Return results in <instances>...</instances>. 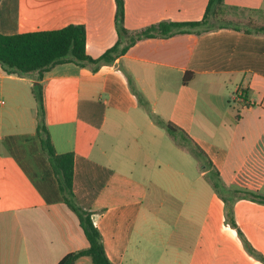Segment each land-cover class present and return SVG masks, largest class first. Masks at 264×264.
<instances>
[{
  "label": "crops",
  "instance_id": "obj_1",
  "mask_svg": "<svg viewBox=\"0 0 264 264\" xmlns=\"http://www.w3.org/2000/svg\"><path fill=\"white\" fill-rule=\"evenodd\" d=\"M209 1L125 0V26L201 20ZM225 2L264 18V0ZM116 11V0H0V35L83 24L87 52L97 58L118 40ZM187 72L195 73L188 84ZM39 83L57 153L75 154L76 201L91 212L114 264H264L245 243L264 257V201L245 193L264 196V33L223 27L144 38L97 70L64 63L41 79L0 64V264H57L89 246L37 135ZM134 88L184 138L154 122ZM167 139L174 150L190 151L187 141L202 149L211 164L198 176L209 187L174 166ZM123 159L156 163V199L187 196L146 202L149 183L108 166Z\"/></svg>",
  "mask_w": 264,
  "mask_h": 264
},
{
  "label": "trees",
  "instance_id": "obj_2",
  "mask_svg": "<svg viewBox=\"0 0 264 264\" xmlns=\"http://www.w3.org/2000/svg\"><path fill=\"white\" fill-rule=\"evenodd\" d=\"M116 4L118 40L101 56L95 58L87 52V30L85 25L70 24L55 30L0 35V64L8 73L28 74L38 72L41 79L44 72L64 63H75L81 66L91 65L94 70H97L103 64L114 63L118 57L124 55L134 44L144 38L170 37L177 33H201L223 27H232L248 33H264V25L255 24L251 20L243 28L237 22L227 19V13L231 14L235 9L228 6L225 0H210L201 20L188 22L162 21L135 31L125 26V0H116ZM194 75V72H187L184 76V82L190 83ZM131 84L133 85L132 81ZM37 87V135L41 147L48 156L64 202L78 215L89 241L87 248L67 253L57 264H114L106 253L102 234L95 225L91 212L84 210L76 201L74 191L75 154L74 152L57 153L46 123L42 84L39 83ZM137 93L140 102L149 109L154 122L165 127L172 134L183 132L175 123L167 121L151 111L147 100L141 93ZM197 154H201L200 156L205 155L203 151H197ZM210 179L217 193L220 196L224 195L227 189L222 183L220 173L216 168H213ZM245 193L250 194L255 199L264 201L262 195L250 191ZM245 243L248 251L264 262V257L259 255L247 240H245Z\"/></svg>",
  "mask_w": 264,
  "mask_h": 264
},
{
  "label": "rangeland",
  "instance_id": "obj_3",
  "mask_svg": "<svg viewBox=\"0 0 264 264\" xmlns=\"http://www.w3.org/2000/svg\"><path fill=\"white\" fill-rule=\"evenodd\" d=\"M234 11V10H233ZM255 15V14H253ZM253 15H250L249 18H247L248 15L245 14V12H237L236 9L234 12L227 13L226 18L227 19H231L235 22H237L239 25H241L243 28L245 27V25L247 23L253 22L255 24H260V25H264V18H252ZM38 90V89H37ZM106 98V96H105ZM1 110V109H0ZM96 133V131H95ZM178 137L184 138L183 134L177 133L176 134ZM120 136V135H118ZM171 142V146L169 145ZM186 142V141H185ZM115 143L117 145H115L118 148H123L124 147H120L119 141L115 140ZM174 141L173 140H166V145H165V150L166 153H169V155L167 156V158L174 164V166L176 168H180L182 170H184L186 172L187 175H189L191 177V180H196L197 178V182L199 186H203V187H209V183L204 179V178H199V173L202 172V170H206L207 168L210 167V163H209V159L208 156L205 154L203 156H200L197 154V151H202V149L200 147H198L196 150L193 147L192 143L189 144V141H187V146L190 147V151L187 150H174L173 149V145ZM123 157H125V154L121 155ZM127 157V156H126ZM123 162V163H122ZM103 164H109L107 162L103 163ZM111 164L113 165H108V166H118V164L123 168V170H133V172H135L136 177L138 178H142L143 181H145L146 183H149V192H148V198H146V202H151V201H164L165 204H169V203H173L172 201L175 200L174 196H178L181 198H185L187 195H183V194H177V195H170V194H159L157 199H156V188L155 185L151 186V183L157 182L158 181V174H157V165L154 162L151 161H138V162H130V160L125 161V159H123L122 161H120L119 163L117 162H112ZM161 171H165V175L166 178L163 179V181L165 182V184L167 185H171L172 184V180L171 178L167 177L172 175V171L170 168L166 167L165 165H162V169H159ZM213 171V170H212ZM197 200H201V198L203 197V195L197 194ZM180 198V200H182ZM169 233V230L166 228V235Z\"/></svg>",
  "mask_w": 264,
  "mask_h": 264
},
{
  "label": "built area",
  "instance_id": "obj_4",
  "mask_svg": "<svg viewBox=\"0 0 264 264\" xmlns=\"http://www.w3.org/2000/svg\"><path fill=\"white\" fill-rule=\"evenodd\" d=\"M4 104V100H0V106Z\"/></svg>",
  "mask_w": 264,
  "mask_h": 264
}]
</instances>
